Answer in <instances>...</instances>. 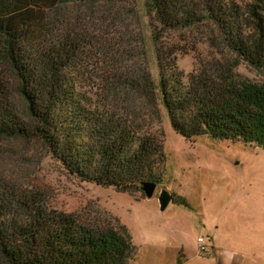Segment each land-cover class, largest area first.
Returning <instances> with one entry per match:
<instances>
[{"label":"trees","instance_id":"obj_1","mask_svg":"<svg viewBox=\"0 0 264 264\" xmlns=\"http://www.w3.org/2000/svg\"><path fill=\"white\" fill-rule=\"evenodd\" d=\"M118 1L124 0H0V139L38 140L80 181L132 193L144 182H162L163 144L141 134L139 124L110 103L125 78L96 99L86 95L79 83L90 74L89 41L58 13L71 3ZM249 1L239 6L229 0H146V5L167 30L211 22L240 62L264 74V0ZM160 68L158 101L176 134L187 141L206 136L264 149V85L236 82L226 65L216 75L200 73L186 82L166 61ZM6 75L15 83L18 103ZM143 90H153L149 78L143 77ZM46 204L40 192L0 179V264H127L134 256L124 229L85 227Z\"/></svg>","mask_w":264,"mask_h":264},{"label":"rangeland","instance_id":"obj_2","mask_svg":"<svg viewBox=\"0 0 264 264\" xmlns=\"http://www.w3.org/2000/svg\"><path fill=\"white\" fill-rule=\"evenodd\" d=\"M58 13L65 26L89 41L90 74L79 83L87 96L96 99L110 83L126 79L109 101L139 124L141 134L162 142V182L150 198L143 190L96 186L68 174L38 140L14 139H0V179L40 192L48 208L74 215L85 227L124 229L136 248L127 264H226L229 254L247 257L251 250L252 261L240 263L264 264V149L206 136L184 140L171 127L156 89L165 61L184 82L200 73L216 75L225 65L238 83L264 85V74L240 62L211 22L164 29L146 0L71 3ZM143 77L152 82L151 92L143 90ZM6 78L16 103L15 83L11 75ZM162 191L172 198L164 210L158 201ZM198 237L205 240L206 255Z\"/></svg>","mask_w":264,"mask_h":264},{"label":"water","instance_id":"obj_3","mask_svg":"<svg viewBox=\"0 0 264 264\" xmlns=\"http://www.w3.org/2000/svg\"><path fill=\"white\" fill-rule=\"evenodd\" d=\"M155 188H156L155 183L144 182L142 184V190L149 198L152 196ZM171 200H172L171 195L167 191H162L158 199L160 209L164 210L171 203Z\"/></svg>","mask_w":264,"mask_h":264},{"label":"crops","instance_id":"obj_4","mask_svg":"<svg viewBox=\"0 0 264 264\" xmlns=\"http://www.w3.org/2000/svg\"><path fill=\"white\" fill-rule=\"evenodd\" d=\"M255 252L256 251L251 250L250 255H247V257L243 253H231L229 254V257L226 256L225 258L226 264H241L240 262H242L243 260L251 262Z\"/></svg>","mask_w":264,"mask_h":264},{"label":"built area","instance_id":"obj_5","mask_svg":"<svg viewBox=\"0 0 264 264\" xmlns=\"http://www.w3.org/2000/svg\"><path fill=\"white\" fill-rule=\"evenodd\" d=\"M196 242L198 244V248H199L200 253L206 255L207 246L205 244V240L203 238H201V237H198Z\"/></svg>","mask_w":264,"mask_h":264}]
</instances>
